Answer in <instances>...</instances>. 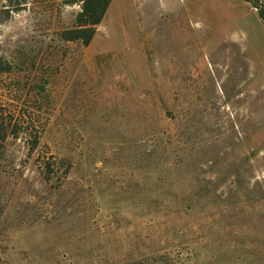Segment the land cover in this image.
<instances>
[{
    "label": "rangeland",
    "instance_id": "374dc122",
    "mask_svg": "<svg viewBox=\"0 0 264 264\" xmlns=\"http://www.w3.org/2000/svg\"><path fill=\"white\" fill-rule=\"evenodd\" d=\"M114 1L87 45L77 3L0 23V264H264V21Z\"/></svg>",
    "mask_w": 264,
    "mask_h": 264
},
{
    "label": "trees",
    "instance_id": "16d2710c",
    "mask_svg": "<svg viewBox=\"0 0 264 264\" xmlns=\"http://www.w3.org/2000/svg\"><path fill=\"white\" fill-rule=\"evenodd\" d=\"M257 9L258 16L264 21V3L261 0H251ZM80 5V10L74 15L73 27L60 33L65 40H80L87 45L94 35L95 27L98 25L106 11L109 0H64L63 4ZM18 10V9H14ZM10 9L4 8L0 12L10 16ZM1 21V20H0ZM11 71V66L0 59V73ZM0 107V146L4 144L8 137L18 138V125L11 117H7ZM36 142V139L34 140Z\"/></svg>",
    "mask_w": 264,
    "mask_h": 264
},
{
    "label": "crops",
    "instance_id": "0c3cea01",
    "mask_svg": "<svg viewBox=\"0 0 264 264\" xmlns=\"http://www.w3.org/2000/svg\"><path fill=\"white\" fill-rule=\"evenodd\" d=\"M64 0H0V11L4 8H9L11 11H19V10H49L54 11L59 8L60 5L63 4ZM114 0H109V3L106 6L107 9L115 8L113 6ZM75 4V3H74ZM72 5V4H69ZM18 9V10H14ZM1 13V12H0ZM9 16L8 18H10ZM6 15L4 17H0V23L7 20Z\"/></svg>",
    "mask_w": 264,
    "mask_h": 264
}]
</instances>
